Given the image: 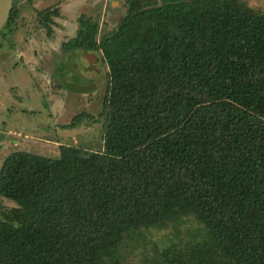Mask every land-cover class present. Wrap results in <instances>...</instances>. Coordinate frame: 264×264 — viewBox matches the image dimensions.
I'll list each match as a JSON object with an SVG mask.
<instances>
[{"label":"trees","instance_id":"trees-1","mask_svg":"<svg viewBox=\"0 0 264 264\" xmlns=\"http://www.w3.org/2000/svg\"><path fill=\"white\" fill-rule=\"evenodd\" d=\"M123 8L98 37L80 15L63 42L105 62L102 149L59 143L55 157L17 149L1 161L0 194L16 205L0 216V264H120L141 230L191 217L204 229L193 252L171 243L152 264H264V9ZM36 13L49 34L56 9Z\"/></svg>","mask_w":264,"mask_h":264},{"label":"rangeland","instance_id":"rangeland-1","mask_svg":"<svg viewBox=\"0 0 264 264\" xmlns=\"http://www.w3.org/2000/svg\"><path fill=\"white\" fill-rule=\"evenodd\" d=\"M245 1L264 9V0ZM42 8L57 12L51 15L49 34L38 21L36 11ZM123 10V0L12 1L10 19L0 28V164L5 155L17 149L49 157L58 155L59 143L102 149L105 62L98 51L101 61L93 65L97 69L86 67L84 56L76 48L64 47L63 42L76 33L80 15L96 24L98 37L113 30ZM42 52L47 53L45 58L25 61L30 66L19 58V53L38 57ZM42 62L45 81L38 70ZM31 78L36 80L34 85L28 84ZM78 112L79 116L73 117ZM70 119L73 122L69 124ZM13 205L14 199L0 194V216ZM141 232L143 237L123 250L120 264H152L155 251L165 249L170 255L171 243L190 255L204 229L191 217L173 227Z\"/></svg>","mask_w":264,"mask_h":264},{"label":"flooded vegetation","instance_id":"flooded-vegetation-1","mask_svg":"<svg viewBox=\"0 0 264 264\" xmlns=\"http://www.w3.org/2000/svg\"><path fill=\"white\" fill-rule=\"evenodd\" d=\"M2 27V26H1ZM0 27V28H1ZM73 49H75V48H73ZM76 50H77V53L79 54V55H82V56H84V58H85V60H86V62H85V66L86 67H88V66H90V65H92V67H93V69H97L95 66H93L94 64H95V62H100L101 61V59H100V57L96 54V50H94L93 48L92 49H78V48H76ZM43 53V52H42ZM47 54V53H46ZM95 61V62H94Z\"/></svg>","mask_w":264,"mask_h":264},{"label":"crops","instance_id":"crops-1","mask_svg":"<svg viewBox=\"0 0 264 264\" xmlns=\"http://www.w3.org/2000/svg\"><path fill=\"white\" fill-rule=\"evenodd\" d=\"M20 53H21V52H20ZM20 53H19V58H21V59H22V63L25 64V65H27V66H30V65H32V64L29 63L28 61H27V63H25L26 60H28V59H31V60H32V59H39V60H40V59L45 58V57L47 56L46 53H44V52L42 53L43 56H38V57H37L34 53H31V54H29V53L20 54ZM20 55H21V56H20ZM22 55H24V59L22 58ZM38 67H39V69H38L39 72H41V77H42L41 80H42V81H45V80H44V78H45V74H44V73H45V71H44V63H43V62H42V63H38ZM35 81H36V80H35L34 78H33V79L31 78L30 83H28V84L31 85L32 82H33V85H34V84H35ZM32 88H33V87H32ZM33 89H34V88H33Z\"/></svg>","mask_w":264,"mask_h":264},{"label":"water","instance_id":"water-1","mask_svg":"<svg viewBox=\"0 0 264 264\" xmlns=\"http://www.w3.org/2000/svg\"><path fill=\"white\" fill-rule=\"evenodd\" d=\"M13 0H0V27L8 18L10 8Z\"/></svg>","mask_w":264,"mask_h":264}]
</instances>
